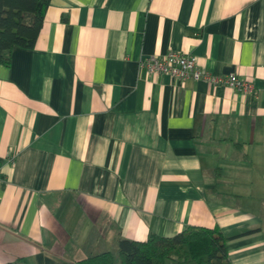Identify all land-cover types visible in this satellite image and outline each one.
Segmentation results:
<instances>
[{"label": "crops", "instance_id": "1", "mask_svg": "<svg viewBox=\"0 0 264 264\" xmlns=\"http://www.w3.org/2000/svg\"><path fill=\"white\" fill-rule=\"evenodd\" d=\"M191 54L203 72L150 74ZM264 0H51L0 64V264L74 261L117 239L217 227L264 264Z\"/></svg>", "mask_w": 264, "mask_h": 264}, {"label": "trees", "instance_id": "2", "mask_svg": "<svg viewBox=\"0 0 264 264\" xmlns=\"http://www.w3.org/2000/svg\"><path fill=\"white\" fill-rule=\"evenodd\" d=\"M51 0H0V64L15 47L32 48ZM228 238L217 227L188 225L172 236L149 233L143 241L117 239V261L101 250L74 261L37 255L39 264H232Z\"/></svg>", "mask_w": 264, "mask_h": 264}, {"label": "built area", "instance_id": "3", "mask_svg": "<svg viewBox=\"0 0 264 264\" xmlns=\"http://www.w3.org/2000/svg\"><path fill=\"white\" fill-rule=\"evenodd\" d=\"M139 68L150 74H167L180 80L192 78L210 84L222 83L243 93H250L254 89L252 82L241 79L235 74L218 77L203 72L198 67L195 56L172 50L163 56H149L142 59Z\"/></svg>", "mask_w": 264, "mask_h": 264}, {"label": "rangeland", "instance_id": "4", "mask_svg": "<svg viewBox=\"0 0 264 264\" xmlns=\"http://www.w3.org/2000/svg\"><path fill=\"white\" fill-rule=\"evenodd\" d=\"M254 182L262 187L261 192H262V194L264 196V179H256V180L254 179ZM110 251L113 253V255H114V257H115V259L117 261V259H118V257H117V248H115L114 250H110Z\"/></svg>", "mask_w": 264, "mask_h": 264}]
</instances>
